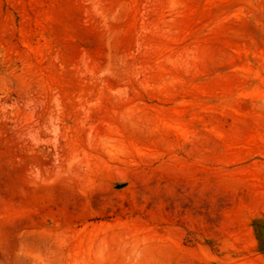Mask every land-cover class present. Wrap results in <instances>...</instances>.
<instances>
[{"label":"rangeland","instance_id":"374dc122","mask_svg":"<svg viewBox=\"0 0 264 264\" xmlns=\"http://www.w3.org/2000/svg\"><path fill=\"white\" fill-rule=\"evenodd\" d=\"M0 264H264V0H0Z\"/></svg>","mask_w":264,"mask_h":264}]
</instances>
